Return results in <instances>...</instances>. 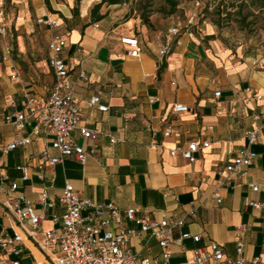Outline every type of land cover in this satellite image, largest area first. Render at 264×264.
Masks as SVG:
<instances>
[{
  "label": "crops",
  "instance_id": "0c3cea01",
  "mask_svg": "<svg viewBox=\"0 0 264 264\" xmlns=\"http://www.w3.org/2000/svg\"><path fill=\"white\" fill-rule=\"evenodd\" d=\"M22 1L21 11L8 18L6 35L0 38V146L10 143L15 135H28L35 124L28 118L22 132L5 124L4 115L14 110L9 101L16 99V109L28 115L22 107L24 95L44 103L54 84L47 51L52 31L36 23L43 16L58 21L55 32L66 40L61 57L78 100L81 125L99 134L87 140L72 132V140L87 151L86 159L82 163L65 159L52 168L46 166L47 182L37 178L35 167L39 153L50 143V134L42 132L30 145L0 155V205L7 196H24L35 203L46 187L55 205L43 211L41 228L48 230L54 227L51 215L60 216L58 198L69 183L95 204L113 202L121 215L133 208L137 216L147 211L154 220L163 214L185 218L183 231L200 234L201 240L172 242L169 264H186L191 250L210 242L236 259L238 241L243 244L245 258L260 256L264 264V59L253 55L246 45L218 38L210 26L196 31L187 28L181 32L180 45L173 44L171 52L160 57L169 30L162 21L147 26L139 18L126 16L125 7L103 5V19L91 22L89 11L99 0ZM2 20L0 14V24ZM131 36L140 43L138 58L128 56L121 44L122 38ZM4 45L11 49L20 69L16 80L10 78L8 64L1 59ZM79 72L87 79H79ZM245 88L261 95L262 100H248ZM98 91L107 112L88 105ZM175 103L188 106L190 111L173 114L170 109ZM256 113L260 115L256 122L260 133L250 147L256 155L253 163L244 175H227L225 166L245 146L244 130L252 126ZM167 130L170 135L165 137ZM111 138L116 142L111 143ZM192 141L210 143L196 154L194 164L180 155H170ZM19 166H27V182L21 180ZM12 183L17 184L13 193L8 191ZM251 184L258 190L252 191ZM217 188L222 196L220 204L212 196ZM249 201L260 206H245ZM36 211H40L38 207ZM188 211L194 215L188 217ZM60 225L59 218L57 227ZM2 226L8 227V223L0 217ZM125 226L136 228L132 222H125ZM24 238L22 258L30 261L31 255L37 256V249L27 236ZM130 246L151 264L160 259L157 240L148 235L132 238Z\"/></svg>",
  "mask_w": 264,
  "mask_h": 264
},
{
  "label": "built area",
  "instance_id": "2783aa9c",
  "mask_svg": "<svg viewBox=\"0 0 264 264\" xmlns=\"http://www.w3.org/2000/svg\"><path fill=\"white\" fill-rule=\"evenodd\" d=\"M36 23L50 31L47 42L48 66L54 77V84L46 101L40 103L32 96L24 95L22 107L28 111L26 115L23 111L17 110L16 99L9 101V106L14 110L4 115L3 122L13 126L18 132L26 129V120L34 119V126L29 130L28 135H15L14 139L3 146H0V155L7 156L20 147L31 144L32 139L47 133L51 135L49 145L38 155L39 161L35 167L37 178L42 182L49 179L46 175V166L52 168L65 159H74L77 162H84L87 156L80 145L76 144L71 133L77 131L81 138L94 140L99 134L97 130H91L81 125V112L77 97L73 91L72 81L68 69L61 57L66 40L55 30L58 28V21L49 16L37 18ZM97 27V24L94 25ZM8 24L5 20L0 24V38L6 35ZM181 30L172 27L168 30L164 44L159 50V56L164 57L171 52L172 45H180ZM121 44L127 48V55L132 58L140 56V43L135 36L124 37ZM2 61L8 64L10 78L16 80L20 76V69L12 57L11 49L4 45V55ZM79 79L86 80L84 72H79ZM245 93H249L248 100L261 101L262 97L258 93L251 92L245 88ZM219 92L214 94L215 97ZM152 102V100H150ZM90 107L97 108L100 112H107V105L102 102V92L98 91L89 101ZM170 111L173 114L187 113L188 106L175 103ZM260 119L258 113L252 115V126L244 130L245 146L238 155L225 166L224 172L227 175L234 173L245 174L255 158V153L250 149L258 141L260 128L256 122ZM170 135V131L164 132V136ZM115 143L114 139H110ZM210 143L205 141L198 144L195 141L187 143L185 147L176 148L170 151L171 156L180 155L189 164L196 162V154L203 149H207ZM21 180L27 182V166H19ZM8 180L7 176L3 178ZM52 180V179H50ZM252 191H257L254 184L249 185ZM17 189V184L12 183L8 191L13 193ZM218 204L222 202L220 190L217 188L212 193ZM60 206V216L52 214L50 220L53 228L43 230L41 223L44 220V210L53 208L54 202L50 200L46 187L39 193L38 200L33 203L24 196L7 198L1 203L2 213L0 217L7 221L8 227L0 228V264H151L148 257L137 254L130 246L132 238L139 239L142 235H148L157 240L160 259L153 264H169L171 257L168 252L172 242L191 239L198 243L201 240L200 234H191L183 231L185 218H178L163 214L160 220H154L145 215L137 216L133 208L122 211L113 202L95 204L89 199H85L70 185L66 183L62 193L58 198ZM245 206L258 207L260 204L246 202ZM39 208V212L36 208ZM107 214V217H104ZM194 211H188L187 216L192 217ZM59 218L61 225L57 227ZM125 222L135 224V229H129ZM17 229L18 232L15 231ZM8 230H12L10 234ZM35 244L37 256L31 255L30 261L22 258V248L25 245V238ZM239 237V235L237 236ZM238 258L227 257L220 245L210 242L205 247H199L190 251L186 264H262L260 256L247 259L243 256V244L238 241L236 245Z\"/></svg>",
  "mask_w": 264,
  "mask_h": 264
},
{
  "label": "rangeland",
  "instance_id": "374dc122",
  "mask_svg": "<svg viewBox=\"0 0 264 264\" xmlns=\"http://www.w3.org/2000/svg\"><path fill=\"white\" fill-rule=\"evenodd\" d=\"M22 3L0 0V14L7 24L8 18L21 11ZM120 6L127 9L128 17L141 22L145 17L155 25L162 21L168 29L183 32L210 26L218 38L246 45L253 55L264 59V0H127Z\"/></svg>",
  "mask_w": 264,
  "mask_h": 264
},
{
  "label": "trees",
  "instance_id": "16d2710c",
  "mask_svg": "<svg viewBox=\"0 0 264 264\" xmlns=\"http://www.w3.org/2000/svg\"><path fill=\"white\" fill-rule=\"evenodd\" d=\"M80 0H77V3H79ZM127 0H99V3L95 4L89 11L91 22H98L103 19V15L100 14V8L103 5L106 6H113V5H121L123 3H126ZM173 4V3H170ZM174 5V4H173ZM86 8L83 9V12ZM76 11V9H74ZM144 25L150 26V23L147 18H141Z\"/></svg>",
  "mask_w": 264,
  "mask_h": 264
}]
</instances>
